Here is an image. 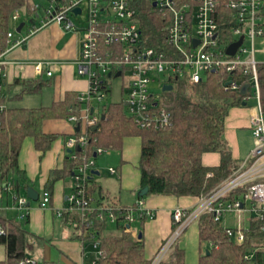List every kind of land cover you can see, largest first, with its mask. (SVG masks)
<instances>
[{
  "label": "built area",
  "instance_id": "obj_1",
  "mask_svg": "<svg viewBox=\"0 0 264 264\" xmlns=\"http://www.w3.org/2000/svg\"><path fill=\"white\" fill-rule=\"evenodd\" d=\"M132 2L49 0L41 19L43 23L39 26L35 23L41 17L39 8L42 5L36 4L30 15L35 18L32 29L26 36L18 38L17 26L8 31V47L0 52V111L7 107L3 101V78L8 63L3 59L4 55L8 49L22 45L31 34L52 22L61 24L66 30L83 31L81 52L76 63L78 73L89 80L88 91L79 97V101L87 106L81 109L80 114H72L69 119L86 128L79 136L66 142V146L72 149V158L76 157V147L82 148L88 144L87 129L97 126L99 122L100 116L96 115L95 109L91 113V103L104 101L110 91L109 82L118 73L129 74L124 88V102L127 103V113L143 129L165 128L171 122L170 113L160 102L159 92L151 88L160 77H166L163 85L181 78L186 83L187 94L192 96L195 94L194 88L211 72L229 75L226 88L241 90L248 84L247 93L251 91L258 99V106L251 109L249 117L254 138L251 152L211 193L199 197L196 205L173 210V232L162 243L151 264L164 260L187 227L199 222L203 215L212 216L238 245H242L252 233L254 246L244 255V259L249 264H264V111L260 101L258 73L259 65L264 61L257 59V54H264V0H152V3L156 2L153 7L167 21L164 28L166 50L143 42L138 10ZM223 5L229 10L228 30L221 28L220 24L223 21ZM76 8H80L81 12L76 13ZM71 16H85V20L76 23ZM20 17L19 10L12 14L14 21ZM241 37L243 41L235 54H228V46ZM51 66L50 61H39L35 65L38 72L46 70L49 76L52 75L51 69H48ZM236 73L237 77L232 78ZM244 99L248 100L250 96L245 95ZM103 151L102 148L96 149V153ZM93 164V159L84 156V162L74 174V189L67 198L68 204L58 211V216L63 217L65 212L77 214L79 220L70 217L67 223L77 227L79 234L82 226L92 230L97 222L115 223L118 213L125 212V230L137 237L138 232L132 228L137 221L136 213L148 220L155 218L156 213L147 208L143 201L126 208L101 202L96 205L89 185ZM110 170L116 171L114 168ZM6 188L12 190L13 185L9 183ZM50 202L51 193L44 190L39 198L40 206L47 207ZM14 208L18 212V220L25 221L29 217L31 208L26 197L15 196ZM3 233L4 230L0 229V235ZM20 263L40 264L38 259L31 256L24 257ZM92 264L98 263L93 260Z\"/></svg>",
  "mask_w": 264,
  "mask_h": 264
},
{
  "label": "trees",
  "instance_id": "obj_2",
  "mask_svg": "<svg viewBox=\"0 0 264 264\" xmlns=\"http://www.w3.org/2000/svg\"><path fill=\"white\" fill-rule=\"evenodd\" d=\"M132 3L138 10L143 42L166 50L164 28L167 21L162 13L153 7L152 0H133ZM35 5L33 0H0V52L8 47L7 35L12 14L22 7L33 12ZM221 10V28L228 30L229 10L224 5ZM258 73L260 101L264 111V63L259 65ZM237 75L238 73L231 77L236 78ZM228 78L229 75L222 72L206 74L203 81L194 88V96L187 94L186 83L181 78L169 81L173 84V89L159 91L160 102L171 116V122L165 128H140L127 113L123 101L102 104L100 110L104 117H100L95 129H87L88 144L82 148L76 147V157H69L63 169L52 171L47 187L50 189L56 180L75 174L76 169L84 162L83 157L93 155L95 148H120L126 136L138 135L142 138L138 166L141 171V185L148 186V194L199 198L211 193L232 174L238 164L233 159L224 136L226 117L232 107L243 106L245 101L248 104L249 99L245 100V95L250 98L254 96L251 91L242 95L240 90L226 88L225 82ZM43 85V82L36 85L26 82L24 92L37 91ZM81 106L78 97L69 92L63 101L49 107H6L0 111L1 189H7L6 186L11 183L15 195L20 196L21 189L28 186L24 172L19 167L20 150L25 138L33 137L36 148L42 152L47 151L57 135L43 131L44 120L79 114ZM80 133L82 129L76 132V136ZM207 152L220 153V165H204L202 158ZM210 173L213 175L209 176ZM124 213H118L114 223L119 233L105 235L103 230L107 223L97 222L92 230L81 225L77 237L84 245L91 244L96 247L93 259L98 264H151L152 260L145 255L143 235L141 238L139 235L134 237L125 230L127 222ZM136 217L140 221L146 220L138 212ZM63 218L69 219L70 214L65 212ZM73 218L79 220L77 214ZM24 223L0 212V229L4 230L0 235V244L6 249V258L0 260V264H21V260L27 256L28 240H40L24 227ZM198 224L200 243L207 241L212 244L208 248L210 253L201 250L197 264H249L244 255L254 246L252 233L242 245H238L212 216L203 215ZM40 264L55 263L41 261ZM159 264L189 263L186 261L185 251L177 243Z\"/></svg>",
  "mask_w": 264,
  "mask_h": 264
},
{
  "label": "crops",
  "instance_id": "obj_3",
  "mask_svg": "<svg viewBox=\"0 0 264 264\" xmlns=\"http://www.w3.org/2000/svg\"><path fill=\"white\" fill-rule=\"evenodd\" d=\"M17 10L21 13L24 11L27 17L33 18V16H30L32 12L26 7ZM22 22H25V25L21 31L22 33L16 29L18 32L16 38L27 35V32L23 33L26 21ZM22 22H19V20L14 21L11 17L10 30L15 26L18 28ZM35 24L38 25L37 21ZM30 29H32L31 25L28 27L29 31ZM82 36V30H66L61 24L52 22L31 34L22 45L8 49L3 57L8 61L3 78V93L7 107H49L56 102L63 101L69 92L74 93L78 99L82 93L87 92L89 80L86 76L78 73L76 63L81 52ZM39 61H50L52 63L51 68H48L51 69L52 75H47L46 70L41 73L37 71L35 65ZM124 76L118 73L113 78ZM26 82H31L33 85L43 82L44 85L37 91L24 92ZM124 98L120 101L124 102ZM91 104V108L95 109L96 115L100 117L104 115H101V110H98L94 102ZM85 106L87 104L82 103L79 114ZM125 106L127 107V103H125ZM250 113L251 109L247 104L232 107L225 120L224 136L232 157L237 163L246 158L254 146V138L249 126ZM69 118L70 116L44 120L43 131L57 135L47 151L38 150L33 137L25 138L20 150L19 167L24 172L28 186L34 187L39 192V198L44 190L51 193L49 206L41 207L39 199L36 201V205L32 204L33 201L27 193L28 186L22 188L19 192L20 196L28 199V203L31 201L29 205L31 208L30 215L25 221L29 226L27 229L40 238V240L32 238L39 248V262L85 264L84 243L81 240L70 239V237L68 239L65 237V231H57V225H70L67 223L68 219L65 220L63 217H59L57 213L68 204L67 198L74 189V174H68L56 180L50 189L47 187L52 171L63 169L66 161L72 155V149L66 146L67 140L76 136L78 125H80L82 131L86 128ZM95 127L93 128L95 129ZM97 148H102L104 151L96 153ZM97 148H95L93 155L88 156V158L94 160L95 164L101 163L98 158L105 151L111 152L109 157L112 160H110V166L107 168L110 176L103 174V169L97 164L90 169L89 185L95 204L98 205L100 202L110 203L121 208L134 206L139 201H143L147 208L152 209L156 213L155 218L144 221L137 220L135 223H138V227L135 229L133 228L134 223L132 224L133 230L137 231L138 235L142 231L146 258L152 260L162 243L173 232V210L176 207L191 208L196 205L199 198L164 194H147L143 197L138 195L139 190L142 188L141 171L138 167L142 150V138L138 135L126 136L120 148ZM202 160L204 165L215 167L220 165L221 155L218 152H207L203 155ZM111 168L116 171L111 172ZM92 171H98L99 173L94 174ZM15 196L13 189H2L0 212L9 218L16 217L18 213L14 208ZM74 215H70V217L73 218ZM110 224L114 225V223H108L104 227V234H117L120 232L115 225V232L109 231ZM198 225V222L189 225L177 241L179 247L185 251L186 261L189 264H197L200 257L201 243ZM27 256H29L28 253ZM93 260L92 258V262Z\"/></svg>",
  "mask_w": 264,
  "mask_h": 264
},
{
  "label": "rangeland",
  "instance_id": "obj_4",
  "mask_svg": "<svg viewBox=\"0 0 264 264\" xmlns=\"http://www.w3.org/2000/svg\"><path fill=\"white\" fill-rule=\"evenodd\" d=\"M33 2L35 4L42 5V8H39V11L41 13V17L37 18V20H36L38 25H41L43 23L41 21V19H42V16H43L44 12H45V8L48 7V5H49V0H33ZM71 18L76 23H80V21H82V23H83V21L85 20V16H82V17L80 16L78 18H76L74 16H71ZM29 19H30V17L29 16L27 17L26 13H24V11H23L21 13V17L19 19V22H22V21H26L27 22L26 26H25V29L23 31L24 34L26 32H27V34L29 33L28 27L31 25L29 23ZM78 25H81V24H78ZM257 59L264 61V54H262V53L261 54H257ZM128 78H129V74L126 73L124 77H117V78H113V79L110 80V82H109L110 85H111L110 91L105 96L104 101L102 103H98V102L94 101V103H95L96 107L98 108V110L101 109L102 104H107V103H110V102H117V101L122 100V98L125 97V91L123 92V90L125 88V84L128 81ZM164 80L166 81V77L165 76L162 79L160 77V79L151 86L152 90H155V91H158V92L160 90H162V85H163ZM247 105H248V107L250 109L256 108L258 106V99L255 96L251 97L249 99ZM110 154H111L110 151H105L104 154H101L100 157L98 158V160L101 163H99V164L96 163L98 166H100L103 169V174H105V175H109L108 172H107V168H108V166H110L109 165L110 164V160H112V159H110L111 157H109ZM96 164L94 162L93 166H96ZM32 204L36 205L37 202L33 201ZM24 226L26 228H29L27 223H24ZM137 227H138V223H134L133 224V228L135 229ZM59 230L62 231V232L65 231V233H66L65 237H67V238L70 237V239L73 238V239H77V240L80 241V239L77 237V234H78L77 227L70 226V225H67V224L66 225L63 224L62 226L57 225V231H59ZM109 231H114L115 232L114 225L110 224ZM209 246H210V243H208L207 241H203L201 243V245H200V248H201L202 252H205L209 248ZM51 249H53V248H51ZM38 251H39V248H38L37 244L35 243V240L30 239L28 241V245H27V253H28V255L39 260L40 257L38 256ZM95 251H96V247L94 245H91V244H86L85 245V264H92V258H93V254L95 253ZM5 257H6L5 247L2 244H0V259H4Z\"/></svg>",
  "mask_w": 264,
  "mask_h": 264
},
{
  "label": "water",
  "instance_id": "obj_5",
  "mask_svg": "<svg viewBox=\"0 0 264 264\" xmlns=\"http://www.w3.org/2000/svg\"><path fill=\"white\" fill-rule=\"evenodd\" d=\"M153 5L155 6V5H156V2H154ZM75 12H76V13H80V12H81V9H80V8H76V9H75ZM29 22H30V24H34V23H35V18H34V17L31 18ZM24 25H25V22L20 23V25H19L18 28H17V31H18V32H21V30H22V28L24 27ZM242 41H243V37H241V39L238 40L237 42H234V43L230 44V45L228 46V48H227V53H228V54H231V55L235 54L236 50H237L238 47L241 45ZM196 43H197V42H196ZM230 82H231V81H228V83H230ZM248 88H249V85H248V84L244 85V86L241 88L240 93H241L242 95H245V94L247 93V91H248ZM171 89H173V84H171V83L164 84V85H163V88H162L163 91H167V90H171ZM246 104H247V103H246V101H245V102L243 103V105H246ZM93 110H94V108L92 107V108H91V112H92V113H93ZM103 116H104V115H102V117H103ZM76 130H77V131L80 130V125H78V126L76 127ZM92 172H93L94 174H95V173H96V174L99 173L98 171H92ZM27 193H28V196L30 197V199H31L32 201H37V200L39 199V192H38L34 187H32V186H28ZM148 193H149V188H148V186H144V187H142V188L139 190L138 195H139L140 197H143V196L147 195ZM30 204H31V201H29L28 205H30ZM128 227H129V225H128ZM141 237H142V231L139 232V238H141ZM206 253H207V254L210 253V250L207 249V250H206Z\"/></svg>",
  "mask_w": 264,
  "mask_h": 264
}]
</instances>
